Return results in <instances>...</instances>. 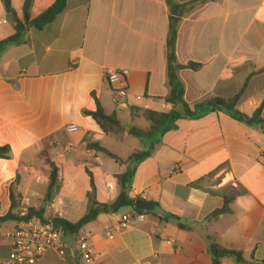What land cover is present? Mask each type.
Returning <instances> with one entry per match:
<instances>
[{
    "label": "crops",
    "instance_id": "crops-1",
    "mask_svg": "<svg viewBox=\"0 0 264 264\" xmlns=\"http://www.w3.org/2000/svg\"><path fill=\"white\" fill-rule=\"evenodd\" d=\"M190 1L174 0L179 9L173 10L167 0H69L45 30L28 29L21 42L2 48L0 147L9 146L12 154L0 159V216L12 210L13 186L16 213L35 208L45 221L76 224L92 207L88 172L99 204L116 203L122 192L117 176L131 170L126 200L154 206L143 223L126 231L119 228L122 208L101 214L78 234L62 233L65 256L51 250L41 264H82L77 247L82 237L89 239L92 264H214L213 243L244 254L245 263L227 258L221 264H264V130L210 111L141 141L128 133L121 139L106 136L84 115L97 110V98L125 128L148 129L132 108L181 111L166 101L172 92L167 49L172 15L180 18L178 64L202 66L178 73L184 101L234 97L251 76L237 109L254 114L264 103V0ZM55 2L35 0L32 17ZM13 7L21 15L23 0H13ZM14 34L0 0V42ZM106 68L130 71L124 101H116ZM70 124L80 131L69 134ZM88 143L101 144L122 163L88 150ZM149 150L150 158L128 161ZM51 164L61 188L47 203ZM226 196L233 199L229 212L214 216ZM18 223L0 224V264L11 254L9 233Z\"/></svg>",
    "mask_w": 264,
    "mask_h": 264
},
{
    "label": "trees",
    "instance_id": "trees-1",
    "mask_svg": "<svg viewBox=\"0 0 264 264\" xmlns=\"http://www.w3.org/2000/svg\"><path fill=\"white\" fill-rule=\"evenodd\" d=\"M214 0H191L189 5H196L207 3ZM7 13L11 16L13 23L15 24V34L13 37L0 42V53L2 48L11 43H19L24 38L28 29H35L37 31H43L50 24L54 23L56 19L62 15L68 8L69 0H56V2L44 11L37 18L32 17V12L35 5V0H23L22 14L18 15L13 7V0H2ZM167 3L172 7L173 10L179 9V6L175 5L174 0H167ZM180 18L171 16V23L167 41L168 49V75L169 82L172 88L171 95L166 98L168 103L174 105H180L181 111L172 110L170 112H157L152 110H140V109H131L132 116L134 118H143L149 124L148 129H140L138 127L125 128L116 114L108 115L104 110L100 101L96 99L97 110L95 112L84 111V115L91 117L95 123L100 127L103 133L106 136L114 138H123V136L128 133L130 136L137 138L141 141L151 140L155 138L160 133H165L171 129H176V123L184 119H197L203 117L207 112L210 111H221L228 113L234 120L244 123L250 127H256L264 130V103L254 112L252 116L243 114L237 109V106L242 99L247 86L250 82V78L246 81L242 90L231 98H208L197 102L195 104H188L184 101V86L181 80L179 79L178 73L182 70L190 69L194 71H199L201 65L190 63L188 65H180L177 62L176 56V44L178 38V25ZM156 143V142H154ZM88 150L95 151L96 153L105 155L115 161L122 163V160L117 157L115 154L101 146L99 143H88ZM153 150L147 152H137L129 158V162L143 161L152 156ZM11 148L9 146L0 147V159L9 160L11 159ZM52 172L50 176V183L48 187V192L46 195V202L51 203L55 196L59 193L61 184L59 181L58 169L54 164H51ZM92 180V207L89 213L84 216L78 223L72 224L65 220L61 219H52V221L61 229L62 233L78 234L86 225L96 221L98 217L103 213L108 212H117L124 207L133 206L134 201H128L125 198L126 185L130 182L133 171H128L124 175L117 176L119 184L122 188V192L116 203L112 205H101L96 200V186L94 182L93 175L88 172ZM19 183V179L14 183V186ZM237 194L233 195L235 197ZM232 198V197H231ZM229 196L225 197L224 207L215 212L214 216L225 214L229 212V205L232 203L233 199ZM11 199H12V210L5 216H0V224L9 223V222H20V221H32L37 220L38 218L41 221L43 219L41 213L43 211H38L35 208L28 210L25 216H21L16 213L18 209V203L16 202L13 186L11 188ZM137 213H146L145 211L135 210ZM182 229H185L182 224H179ZM210 252L213 256L214 264H221L223 259L231 258L238 263H245L244 254L241 251L234 249H228L221 245L213 243L210 246Z\"/></svg>",
    "mask_w": 264,
    "mask_h": 264
},
{
    "label": "built area",
    "instance_id": "built-area-1",
    "mask_svg": "<svg viewBox=\"0 0 264 264\" xmlns=\"http://www.w3.org/2000/svg\"><path fill=\"white\" fill-rule=\"evenodd\" d=\"M105 77L114 91L117 102H122L129 95L128 78L130 71L113 68L105 69ZM137 100H141L137 97ZM80 131L76 124L67 127L69 134ZM27 212L20 213L25 216ZM146 219L145 213L125 212L121 215L119 228L129 230ZM107 237L113 239L114 235L108 232ZM12 239V251L4 264H41L42 258L48 251H56L60 256H65L67 245L62 240L61 229L51 220L20 221L17 228L9 233ZM173 243V242H172ZM82 264H92L93 255L88 237H82L77 242Z\"/></svg>",
    "mask_w": 264,
    "mask_h": 264
},
{
    "label": "water",
    "instance_id": "water-1",
    "mask_svg": "<svg viewBox=\"0 0 264 264\" xmlns=\"http://www.w3.org/2000/svg\"><path fill=\"white\" fill-rule=\"evenodd\" d=\"M178 15V14H176ZM154 208L153 204L144 200H137L133 206H127L122 209V212H130L133 210H140V211H152Z\"/></svg>",
    "mask_w": 264,
    "mask_h": 264
}]
</instances>
